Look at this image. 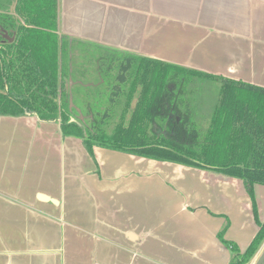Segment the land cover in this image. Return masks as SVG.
I'll list each match as a JSON object with an SVG mask.
<instances>
[{"label": "crops", "instance_id": "1", "mask_svg": "<svg viewBox=\"0 0 264 264\" xmlns=\"http://www.w3.org/2000/svg\"><path fill=\"white\" fill-rule=\"evenodd\" d=\"M0 14L36 30L55 17L70 47L264 89V0H0ZM253 192L262 223L264 186ZM227 222L243 252L259 227L240 179L97 146L91 157L58 123L0 117V264H229Z\"/></svg>", "mask_w": 264, "mask_h": 264}, {"label": "trees", "instance_id": "2", "mask_svg": "<svg viewBox=\"0 0 264 264\" xmlns=\"http://www.w3.org/2000/svg\"><path fill=\"white\" fill-rule=\"evenodd\" d=\"M50 23L40 24V30L28 29L17 27L11 15L0 14V117L33 116L39 122L58 123L62 138L80 139L91 157L97 146L240 179L259 229L243 252L223 238L228 222L217 238L230 252L229 264L250 263L264 242V221H258L253 192L254 185L264 186V89L145 58L114 67L112 62L107 66L98 62L97 85L73 83L76 68L70 46L54 35L55 17ZM11 31L15 39L8 42L5 36L11 37ZM197 79L219 84L217 102L204 127L196 122L197 106L190 100L198 93L188 91ZM127 80V99L135 87L140 91L126 124L122 120L126 107L110 129L106 119L116 117L111 108L101 112L89 104L84 111L87 119L78 116L69 93L72 87L96 90L104 83L111 94Z\"/></svg>", "mask_w": 264, "mask_h": 264}, {"label": "rangeland", "instance_id": "3", "mask_svg": "<svg viewBox=\"0 0 264 264\" xmlns=\"http://www.w3.org/2000/svg\"><path fill=\"white\" fill-rule=\"evenodd\" d=\"M70 54H71L72 66L76 68V72H74L72 75L73 78L72 81L73 83L74 81H81L83 82L84 85L88 84V86L86 87H89V84L97 85L98 82L101 80L100 78H98V74L96 73L97 65H99L98 62H101L100 64L103 66H107L110 62H112L111 67L119 66L120 63L124 65L129 62V60L119 55L114 56V55L102 53L100 51L98 52L97 50H89V48L80 44L71 45ZM111 73L112 75H114L116 72H111ZM121 73L122 72H119V74ZM124 73H126V71ZM128 75H129L128 73L125 74V77L127 79H128ZM188 78L189 77L186 76L185 78L186 81L188 80ZM123 79L124 82L125 78ZM123 82L119 83V86H121L122 88H118V89L115 88L114 92L111 94H110L111 92L110 88H106L104 86V83L101 84V86L98 87L96 90H94L93 88H89L88 90L83 89V87L80 85L79 86L76 85L75 87H72L69 93L72 94L71 99H72L73 107L76 108V110L79 112L78 116L83 120L87 119L84 114L85 113L84 111H86V106L89 104L92 107H94V110H99L101 112L105 108L106 109L111 108V111L115 112L116 117L112 116L110 117V119L109 118L106 119V122L107 121L110 122L108 125V129H110L116 122L115 119H117V116L119 115L120 111L124 109V107H126L127 113L124 115L122 119L124 124H126L129 121V118L132 114L131 109L132 107H134L136 103V98L139 95L140 86L135 87L132 93L130 94V98L127 99L125 90L127 89L129 81L127 80L124 84ZM218 89H219V84L217 82H211V81L201 82L198 79L196 80V84L191 89H188V91L190 92L193 91V93L195 92L198 93L191 96L190 100H192L193 104L197 106L196 110H198L197 111L198 118L196 122L203 127L204 125L207 126L212 109L217 102ZM198 119H201V121H199ZM262 255L263 252L260 254V257ZM263 261L264 260H258L257 262H255V264H261Z\"/></svg>", "mask_w": 264, "mask_h": 264}, {"label": "water", "instance_id": "4", "mask_svg": "<svg viewBox=\"0 0 264 264\" xmlns=\"http://www.w3.org/2000/svg\"><path fill=\"white\" fill-rule=\"evenodd\" d=\"M5 37L8 38L7 36ZM258 260H264V251H263V255ZM261 264H264V261Z\"/></svg>", "mask_w": 264, "mask_h": 264}]
</instances>
